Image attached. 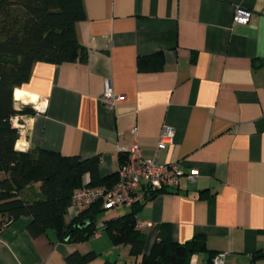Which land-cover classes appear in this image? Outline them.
<instances>
[{"label":"crops","instance_id":"obj_1","mask_svg":"<svg viewBox=\"0 0 264 264\" xmlns=\"http://www.w3.org/2000/svg\"><path fill=\"white\" fill-rule=\"evenodd\" d=\"M83 6L86 19L76 30L87 60L33 66L16 89L34 114H18L23 128L15 149L98 156L105 177L137 144L144 158L197 170L196 181L182 177L178 189L144 203L137 216L143 253L169 224L173 241L201 234L208 250L225 254L224 264H264V0H83ZM236 8L252 12L246 25L233 24ZM155 53L163 55L162 70L138 72L137 58ZM107 83L119 98L112 107L101 99ZM163 127L173 136L158 148ZM39 186L23 196L34 199ZM30 221L0 228V264H67L75 251L100 254L89 264H134L129 246L113 245L102 229L68 244L52 231L32 238ZM207 258L196 253L189 264Z\"/></svg>","mask_w":264,"mask_h":264},{"label":"trees","instance_id":"obj_2","mask_svg":"<svg viewBox=\"0 0 264 264\" xmlns=\"http://www.w3.org/2000/svg\"><path fill=\"white\" fill-rule=\"evenodd\" d=\"M86 19L83 0H0V228L21 217H30L27 231L37 238L52 231L58 241L68 244L89 241L98 231H106L113 245L129 246L134 264H189L196 253H207V264H213L216 253L208 250L205 237L195 235L185 243L171 237L169 224H162L149 254L143 253L145 234L136 227L144 203L130 206L129 211L105 220L100 203L68 220L67 209L75 190L87 187L113 186L118 173L101 177L99 157L81 159L65 157L44 149L22 152L15 149L18 129L11 119L18 114L33 115L28 106L16 108L14 93L30 78L37 63L63 64L85 62L87 50L79 43L76 26ZM140 73L157 72L164 66L161 53L137 58ZM126 154L120 155V164ZM39 183L34 199L24 191ZM99 253L75 251L66 257L67 264H89ZM103 264H116L106 261Z\"/></svg>","mask_w":264,"mask_h":264},{"label":"built area","instance_id":"obj_3","mask_svg":"<svg viewBox=\"0 0 264 264\" xmlns=\"http://www.w3.org/2000/svg\"><path fill=\"white\" fill-rule=\"evenodd\" d=\"M252 17V12L243 8H236L233 15V24L246 25ZM103 103L112 107L119 100L109 83L105 85L101 96ZM16 108L19 109L25 102L15 100ZM34 108L43 110L42 107ZM19 115L11 119L13 127L23 128ZM173 130L163 127L158 142V148H163L170 143ZM126 158L120 165L117 182L111 186L87 187L75 190L67 209V218L72 219L79 213L87 210L94 204L100 203L105 211L129 207L136 203H143L155 191H167L178 189L180 180L185 177L189 182L197 180V170L185 172L177 162L159 164L154 158H144L137 144L130 147L126 152ZM142 223L137 222L136 227L140 229ZM264 256V248L262 249ZM213 264H224L225 254L218 253L212 260Z\"/></svg>","mask_w":264,"mask_h":264},{"label":"rangeland","instance_id":"obj_4","mask_svg":"<svg viewBox=\"0 0 264 264\" xmlns=\"http://www.w3.org/2000/svg\"><path fill=\"white\" fill-rule=\"evenodd\" d=\"M129 211V207H119L118 209L110 210V211H104L98 219V223H102L105 220L109 219L113 215H122L124 213H127Z\"/></svg>","mask_w":264,"mask_h":264},{"label":"bare ground","instance_id":"obj_5","mask_svg":"<svg viewBox=\"0 0 264 264\" xmlns=\"http://www.w3.org/2000/svg\"><path fill=\"white\" fill-rule=\"evenodd\" d=\"M14 98L17 101H22L24 102L28 96L22 92H20L19 90H16L15 94H14ZM30 102H34V100H30Z\"/></svg>","mask_w":264,"mask_h":264},{"label":"water","instance_id":"obj_6","mask_svg":"<svg viewBox=\"0 0 264 264\" xmlns=\"http://www.w3.org/2000/svg\"><path fill=\"white\" fill-rule=\"evenodd\" d=\"M22 106H26V105H25V104H23ZM22 106H21V107H22Z\"/></svg>","mask_w":264,"mask_h":264}]
</instances>
